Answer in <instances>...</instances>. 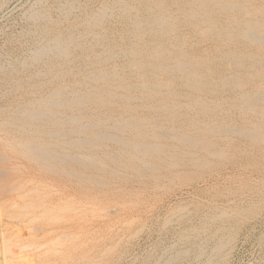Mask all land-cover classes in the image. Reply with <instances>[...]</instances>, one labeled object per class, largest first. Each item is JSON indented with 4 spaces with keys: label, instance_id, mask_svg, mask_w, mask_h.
I'll return each mask as SVG.
<instances>
[{
    "label": "bare ground",
    "instance_id": "bare-ground-1",
    "mask_svg": "<svg viewBox=\"0 0 264 264\" xmlns=\"http://www.w3.org/2000/svg\"><path fill=\"white\" fill-rule=\"evenodd\" d=\"M82 1L0 45V264H222L264 211V0Z\"/></svg>",
    "mask_w": 264,
    "mask_h": 264
},
{
    "label": "rangeland",
    "instance_id": "rangeland-1",
    "mask_svg": "<svg viewBox=\"0 0 264 264\" xmlns=\"http://www.w3.org/2000/svg\"><path fill=\"white\" fill-rule=\"evenodd\" d=\"M51 1L53 0H46V2L45 3L43 2L42 4H44L45 6L51 3ZM76 1L81 2L82 0L81 1L76 0ZM88 1L89 0H85V1H82V3L88 2ZM9 3H7V5L2 10H0V28L4 29V32L0 31V45L3 43L5 38H7L8 33L12 31L13 32L15 31L14 33H19L20 31H22V27L24 23L22 20V17H23L22 15H24L25 12H27L28 9L35 3V0H12ZM188 193H190V191H188ZM72 210L73 209L71 210L69 209L68 212L70 211L69 213L71 214H73V212L74 213L80 212V211H72ZM242 230L240 231V233L238 234L236 238V242H235V245L233 246V249L226 250V252L228 251L229 253L228 255L229 257L226 256L227 258H225L222 264H261V263L264 264V241L261 240V235H263L264 233L263 232L264 231V211H262V213L258 216L256 220L251 221ZM148 233L149 231H147L141 238L142 240L141 244H143L144 247L142 246L141 248H138L137 250L138 258H136V260L138 264H142L143 262H145L144 258L145 257L148 258L149 255L150 257L149 259L146 260L145 264H152V262L155 259L154 257L151 256V254H153L154 252L155 253L160 252L158 250L159 249L158 245L156 244L157 242L156 236H154V233H152L153 235L152 234L148 235ZM170 238L174 240V237L171 236V233H168L167 239H170Z\"/></svg>",
    "mask_w": 264,
    "mask_h": 264
}]
</instances>
